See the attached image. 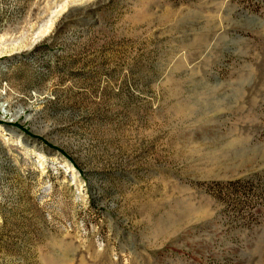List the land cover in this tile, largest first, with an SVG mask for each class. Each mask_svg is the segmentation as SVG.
Masks as SVG:
<instances>
[{
  "label": "rangeland",
  "instance_id": "rangeland-1",
  "mask_svg": "<svg viewBox=\"0 0 264 264\" xmlns=\"http://www.w3.org/2000/svg\"><path fill=\"white\" fill-rule=\"evenodd\" d=\"M0 264H264V0H0Z\"/></svg>",
  "mask_w": 264,
  "mask_h": 264
}]
</instances>
